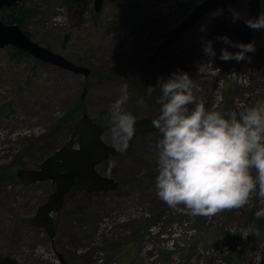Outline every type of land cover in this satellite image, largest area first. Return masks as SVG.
<instances>
[{"label":"rangeland","instance_id":"374dc122","mask_svg":"<svg viewBox=\"0 0 264 264\" xmlns=\"http://www.w3.org/2000/svg\"><path fill=\"white\" fill-rule=\"evenodd\" d=\"M204 1L105 0L97 13L95 0H25L31 12L20 27L29 37L91 73L76 75L0 48V107L13 108L0 123V264H60L57 253L68 264H264V198L254 194L242 207L193 216L156 194L160 133L136 137L124 151L113 142L109 109L121 86L128 85L125 107L135 120L155 114L156 107L134 91L133 69ZM230 9L244 19L248 0ZM10 13L3 9L1 20ZM218 13L185 34L155 72L165 77L177 69L189 72L197 99L223 113L264 105V29L255 30V51L240 65L222 60L226 45L211 35ZM207 40L213 41L215 57L203 50ZM198 62L207 63L200 75ZM84 115L108 126L104 141L122 154L98 168L119 187L68 195L55 215L53 241L32 219L55 187L26 185L17 173L38 170L69 141Z\"/></svg>","mask_w":264,"mask_h":264},{"label":"clouds","instance_id":"9594fccd","mask_svg":"<svg viewBox=\"0 0 264 264\" xmlns=\"http://www.w3.org/2000/svg\"><path fill=\"white\" fill-rule=\"evenodd\" d=\"M246 23L254 30L264 29V13ZM216 39L226 45L220 51V59L225 61L244 60L256 48L254 41L237 42L228 35ZM203 50L209 57L216 56L211 40L203 43ZM206 65L197 63L199 75L206 71ZM157 88L159 114L154 125L161 134L157 196L169 207L183 205L181 210L193 216L242 207L254 194L264 198V105L228 113L207 107L197 99L195 79L182 69L148 84L147 94L151 96ZM128 99V85L124 83L109 109L113 142L121 151L127 149L134 132L135 118L125 107Z\"/></svg>","mask_w":264,"mask_h":264},{"label":"water","instance_id":"95a60500","mask_svg":"<svg viewBox=\"0 0 264 264\" xmlns=\"http://www.w3.org/2000/svg\"><path fill=\"white\" fill-rule=\"evenodd\" d=\"M25 0H0V15L3 9H12ZM105 0H95L94 10L100 12ZM239 0H206L188 17L172 29L165 40L145 60L139 63L132 72L135 93L144 101L158 105L156 96L159 88L151 96L147 94L148 84H155L154 67L166 59L172 48L180 39L197 27L208 15L219 12L215 18L212 37L231 35L237 42L254 40L255 30L248 27L246 20L262 13V0H248L249 12L246 18L236 19L232 10L233 4ZM13 47L26 52L32 58L45 64L58 67L76 75L88 77L90 69L81 67L64 56L45 48L32 40L18 24H6L0 18V48ZM238 49L235 48V51ZM243 60L238 61V65ZM156 117L148 116L135 120L133 140L141 134L157 132L154 125ZM108 126L95 122L89 115L77 120L69 141L47 159L38 170L20 169L19 179L26 185L38 182H51L55 187L47 201L42 204L32 219L36 228L44 229L54 241L56 237L55 215L63 208L65 200L73 191L96 193L117 190L119 183L99 173L98 166L104 161L118 155L116 147L103 140ZM157 174V172H156ZM155 174V176H156ZM60 264H68L64 255L57 253Z\"/></svg>","mask_w":264,"mask_h":264},{"label":"trees","instance_id":"16d2710c","mask_svg":"<svg viewBox=\"0 0 264 264\" xmlns=\"http://www.w3.org/2000/svg\"><path fill=\"white\" fill-rule=\"evenodd\" d=\"M23 3L17 5L15 8L9 9L11 13L5 16L4 20L2 21L5 22L6 24H18L19 26L23 27L25 25V20L30 16V12H31V11L26 12ZM262 13H264V0H262ZM11 49L14 55L17 54L18 56L21 55L28 56L26 52L20 51L13 47H11ZM233 49L234 48H230L231 51H233ZM12 109H13L12 105H4L0 107V123L4 118L9 117L13 113ZM64 121L65 119H62L60 123L62 124Z\"/></svg>","mask_w":264,"mask_h":264},{"label":"flooded vegetation","instance_id":"af4514ba","mask_svg":"<svg viewBox=\"0 0 264 264\" xmlns=\"http://www.w3.org/2000/svg\"><path fill=\"white\" fill-rule=\"evenodd\" d=\"M158 77H160L156 72H155V75H154V77H153V81H155V80H157V78ZM133 80V79H132ZM149 105H151V106H153V107H156V112H155V114H153L152 116H154V117H157L158 116V114H159V105H156V104H150V103H148ZM109 130V129H108ZM151 133H156V132H151ZM151 133H146V134H141V135H139V136H147L148 134H151ZM138 136V137H139ZM119 155H122V154H118L117 156H119ZM108 160H106V161H104L102 164H100L99 166H98V168L100 167V166H103V165H105V163L107 162ZM99 170V169H98ZM100 173V172H99ZM88 193V192H87Z\"/></svg>","mask_w":264,"mask_h":264}]
</instances>
